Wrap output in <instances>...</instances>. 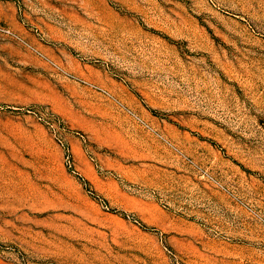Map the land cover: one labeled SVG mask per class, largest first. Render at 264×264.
<instances>
[{"label": "rangeland", "instance_id": "1", "mask_svg": "<svg viewBox=\"0 0 264 264\" xmlns=\"http://www.w3.org/2000/svg\"><path fill=\"white\" fill-rule=\"evenodd\" d=\"M0 264H264V0H0Z\"/></svg>", "mask_w": 264, "mask_h": 264}, {"label": "built area", "instance_id": "2", "mask_svg": "<svg viewBox=\"0 0 264 264\" xmlns=\"http://www.w3.org/2000/svg\"><path fill=\"white\" fill-rule=\"evenodd\" d=\"M67 153H68V156H67L68 157V160H70V157H71L70 156V149L67 150Z\"/></svg>", "mask_w": 264, "mask_h": 264}]
</instances>
